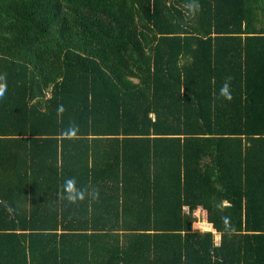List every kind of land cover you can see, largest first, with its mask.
<instances>
[{
  "label": "trees",
  "instance_id": "trees-1",
  "mask_svg": "<svg viewBox=\"0 0 264 264\" xmlns=\"http://www.w3.org/2000/svg\"><path fill=\"white\" fill-rule=\"evenodd\" d=\"M0 76V264H264V0H0Z\"/></svg>",
  "mask_w": 264,
  "mask_h": 264
},
{
  "label": "clouds",
  "instance_id": "clouds-1",
  "mask_svg": "<svg viewBox=\"0 0 264 264\" xmlns=\"http://www.w3.org/2000/svg\"><path fill=\"white\" fill-rule=\"evenodd\" d=\"M7 94V83L5 82L4 77L0 76V101H3L6 98ZM220 95L228 100L232 98L231 93L229 91V85L227 83H225L224 86L220 89ZM59 111H63V108L61 107ZM66 134L75 135V129H70ZM62 195L63 198L70 203H76L84 199V192L76 187V181L74 179L65 180ZM196 215L199 216V213L197 212ZM197 226L204 227L206 230H210V226L212 227V225H207L206 222L203 220L198 221Z\"/></svg>",
  "mask_w": 264,
  "mask_h": 264
},
{
  "label": "rangeland",
  "instance_id": "rangeland-1",
  "mask_svg": "<svg viewBox=\"0 0 264 264\" xmlns=\"http://www.w3.org/2000/svg\"><path fill=\"white\" fill-rule=\"evenodd\" d=\"M197 212L199 213V216H198L199 221L203 220V221L206 222L207 225H210V224L207 222L206 212H205L203 209H200V210L197 211ZM197 225H198V223L195 224V227H196L197 229H201L202 231H213V232H215L214 230H212V227H211V226H210V230H206L204 227L197 226ZM219 238H220V236L217 235V236H216V240H219Z\"/></svg>",
  "mask_w": 264,
  "mask_h": 264
},
{
  "label": "built area",
  "instance_id": "built-area-1",
  "mask_svg": "<svg viewBox=\"0 0 264 264\" xmlns=\"http://www.w3.org/2000/svg\"><path fill=\"white\" fill-rule=\"evenodd\" d=\"M218 241V243L220 242V238H219V240H217Z\"/></svg>",
  "mask_w": 264,
  "mask_h": 264
}]
</instances>
